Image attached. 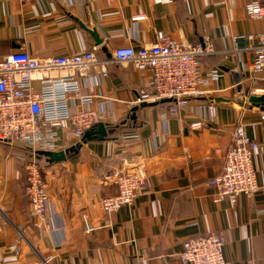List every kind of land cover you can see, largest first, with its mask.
<instances>
[{"label": "crops", "instance_id": "0c3cea01", "mask_svg": "<svg viewBox=\"0 0 264 264\" xmlns=\"http://www.w3.org/2000/svg\"><path fill=\"white\" fill-rule=\"evenodd\" d=\"M249 1L0 0V56L25 50L46 58L92 49L105 60L117 47L149 46L163 33L179 42L208 38L214 52L201 62L221 73L206 95L188 99L176 115H162L167 103L140 107L132 119L150 73L110 63L109 76L102 78V64H94L89 74L96 84L87 89L112 100V115L104 121L110 132L84 143L65 162L41 160L47 220L32 215L25 194L24 167L28 154L35 156L20 143L0 140V264H183L178 254L184 241L210 232L225 237L229 264H264V189L252 198L216 202L204 186L222 171L236 126L264 142V112L244 96L251 89L264 95V73L252 79L254 53L248 48L257 43L249 36L264 32V18L248 16ZM137 15L145 19L133 20ZM197 121L204 125L193 129ZM59 136L61 150L76 144L67 129H59ZM136 165L146 176L143 192L132 206L106 214L100 200L117 187L105 175ZM255 165L264 186V157L257 156Z\"/></svg>", "mask_w": 264, "mask_h": 264}, {"label": "built area", "instance_id": "2783aa9c", "mask_svg": "<svg viewBox=\"0 0 264 264\" xmlns=\"http://www.w3.org/2000/svg\"><path fill=\"white\" fill-rule=\"evenodd\" d=\"M21 3L30 0H17ZM115 0H106L111 5ZM171 3L173 0H155ZM246 12L251 18H264V0H250ZM145 19L137 15L133 20ZM257 41L248 48L254 53V76L264 73V32L249 36ZM214 52L211 42H179L163 33L157 42L136 49L133 46L115 48L110 59L100 60L94 50L71 56L41 58L25 50H16L0 56V140L18 142L34 156L39 150H61L59 129H67L80 142L85 132L112 115L107 107L112 100L90 94L88 87L96 84L89 74L94 64H102L101 77L109 76L110 63H131L142 72L150 73L149 83L139 91L138 104L173 101L162 112L164 117L176 115L188 99L200 98L208 92L210 80L221 77L220 69L204 68L201 56ZM83 77V78H81ZM39 82V88L35 82ZM236 88L243 93L242 82ZM255 89L244 94L246 99L259 95ZM99 100V101H98ZM98 101V108L94 104ZM210 112L214 110L209 106ZM213 115V113H212ZM106 123V122H105ZM204 122L192 123L200 129ZM218 152H222L219 148ZM264 157V142L252 138L243 124L236 126L232 143L224 154L220 173L204 184L213 190V200L229 198L235 202L239 196L252 198L264 186L258 180L255 160ZM25 192L35 218L47 220L50 198L46 191L42 168L32 161L26 166ZM142 165L132 170L119 169L105 175V180L117 187V193L102 197L100 206L112 215L123 206H132L143 192L146 178ZM226 240L222 233L210 232L188 238L178 258L183 264H229L225 255ZM248 264H253L249 260Z\"/></svg>", "mask_w": 264, "mask_h": 264}, {"label": "water", "instance_id": "95a60500", "mask_svg": "<svg viewBox=\"0 0 264 264\" xmlns=\"http://www.w3.org/2000/svg\"><path fill=\"white\" fill-rule=\"evenodd\" d=\"M92 35L95 38L96 45H101L103 43V40L99 37L96 29H93L90 31ZM104 49H106L104 47ZM110 56V55H109ZM173 100L171 98H164L160 100L159 102H153V103H147L143 102L139 104L138 106H134L132 111V119L136 118V112L140 107H147V106H155L162 103H170ZM249 102L251 105L256 106L260 108L264 112V95H252L249 97ZM109 126L105 122H99L96 125H94L91 129L87 130L85 134L83 135L80 142L76 143L74 146H70L63 150L58 151H50V150H39L37 152L38 156H46L49 163H58V162H65L69 159L71 154H77L79 152V149L82 147L84 143H87L92 140H104L109 131Z\"/></svg>", "mask_w": 264, "mask_h": 264}, {"label": "trees", "instance_id": "16d2710c", "mask_svg": "<svg viewBox=\"0 0 264 264\" xmlns=\"http://www.w3.org/2000/svg\"><path fill=\"white\" fill-rule=\"evenodd\" d=\"M162 104H167V103H162ZM167 105H170V103H168ZM111 128H114V127H111ZM3 142H6L7 144H11V142H9V141H3ZM15 143L18 144V145H20L18 142H15ZM20 146H21V145H20ZM72 155H73V154H71L70 156H72ZM28 156L31 158V160L27 161V163H26V165H25V167H24L25 172H26V184H27V171H26V166H27L30 162L35 161V162L40 166V168H41V167H42V166H41V160H42V159H43V160H46V161L48 162L46 156H38V155H35V160H33L34 157H33L32 155L28 154ZM32 158H33V159H32ZM25 188H26V185H25ZM25 194H26V192H25ZM26 196H27V195H26Z\"/></svg>", "mask_w": 264, "mask_h": 264}]
</instances>
